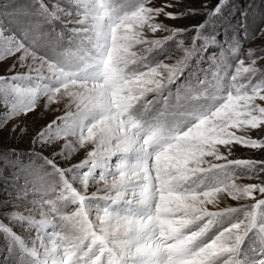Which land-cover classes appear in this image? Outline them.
<instances>
[{"label":"clouds","instance_id":"clouds-1","mask_svg":"<svg viewBox=\"0 0 264 264\" xmlns=\"http://www.w3.org/2000/svg\"><path fill=\"white\" fill-rule=\"evenodd\" d=\"M33 2L0 57V82L12 77L0 100L17 141L28 140L29 113H59L48 127L67 175H16L28 215L5 238L3 264H264V145L252 136L264 131V91H253L264 43L225 35L204 66L185 27L157 20L154 0ZM173 34L177 45L152 43ZM237 56L252 61L239 77ZM238 145L259 156L239 158Z\"/></svg>","mask_w":264,"mask_h":264},{"label":"snow or ice","instance_id":"snow-or-ice-1","mask_svg":"<svg viewBox=\"0 0 264 264\" xmlns=\"http://www.w3.org/2000/svg\"><path fill=\"white\" fill-rule=\"evenodd\" d=\"M56 0H52V4L48 3V0H44V6H46L49 11H52ZM229 6V0H184V3L180 6L173 7L172 4L168 2L164 4L163 7L154 5L152 7V12L156 16H164L173 21H180L182 18L194 19L195 23L191 27L185 26V34L190 37L188 42L194 41L197 47H200L201 51L204 53L208 51L213 46L219 49L218 52H213L212 56L215 58L222 54L223 44L220 43V40L217 38V34L214 29H211L210 26L215 25L222 18L224 11ZM41 5L39 3H32L25 7H19L15 3H12L11 0H6L5 3L0 4V57L11 56L14 49L13 43L18 40L19 31L23 26L28 23L29 19L37 13ZM97 8H106V5L98 4ZM166 9H173L172 15H165ZM143 9H139L136 13L137 16L141 15ZM176 12H179V16L175 15ZM244 23L237 27H231V33L239 31V28H243V36L239 37L241 41L258 40L260 43H264V33L255 31L250 27L251 23H254L256 17V6L254 0L248 4V6L241 12ZM100 18V17H98ZM198 18V19H197ZM71 27V25H69ZM29 29L35 31V25L29 24ZM163 31L171 32V29L164 27ZM226 32V35L231 38L234 34ZM170 39L168 42L161 40H153L154 44H164L165 47L168 44L177 45L179 44L183 37L175 36ZM238 37V36H237ZM261 54H264V50L261 51ZM250 55V54H249ZM243 56H237L235 60V66L238 67L237 75L243 76L246 75L245 68L250 64L251 60H245L244 64L241 65L240 61L243 60ZM11 63V61H9ZM253 69L248 68V73H251ZM2 76V75H0ZM12 77L5 76L4 80L0 82V88L10 89L11 85L7 83ZM255 83V78L253 80ZM253 91H264V82L256 84ZM0 103L4 105V112L0 114V124L8 125L11 122L13 124L15 116L13 111H11V106L7 103L6 100H0ZM48 122L45 125L37 129L28 130V143L31 147L30 155L40 163L37 166H29L28 168L21 169V172L27 175L39 177L42 172H55L57 175L65 172V166L61 167L58 164V159L61 158V153L57 151L58 146L52 143L53 134L52 129L48 127ZM59 123V121H57ZM55 127V126H53ZM20 131L18 127L11 126L12 136L15 138L16 134ZM257 141L258 145H264V131H258ZM39 145V147H37ZM42 149H48L49 154H45ZM115 163V161H113ZM256 165V161H249L248 166L252 167ZM123 168V164L120 166ZM258 168H264V158H261ZM264 177V173H258L257 179ZM260 187L264 188V180L261 181ZM26 196L23 194V191L17 187L15 195L9 205H5L6 210L3 212L7 223L4 220H0V234H3L4 239L16 233L13 231L11 225L20 223L21 220L18 218L23 215H28L25 211L27 207ZM264 210V209H262Z\"/></svg>","mask_w":264,"mask_h":264},{"label":"rangeland","instance_id":"rangeland-1","mask_svg":"<svg viewBox=\"0 0 264 264\" xmlns=\"http://www.w3.org/2000/svg\"><path fill=\"white\" fill-rule=\"evenodd\" d=\"M6 0H0V4L5 3ZM12 3H15L19 7H25L32 3V0H11ZM168 0H154V4L159 7H163ZM215 2V0H213ZM251 0H229V6L224 11L222 18L215 25L210 26L211 29H214L217 38L222 40L226 35V32L231 33V27H237L244 23L243 17L241 16V12L248 6ZM256 6V17L254 23L250 24V27L255 31H259L261 26H264V0H254ZM167 11H172L173 9H166ZM198 19V18H197ZM157 20L168 24L169 27L172 26H188L191 27L193 23H195L194 19L182 18L184 23L177 25L176 21L170 20L164 16L157 17ZM231 26V27H229ZM240 38L243 36V28L240 27L239 31L231 33ZM151 35V34H150ZM166 35V33H165ZM255 43L260 44L257 40ZM264 46V45H261ZM219 49L214 46L210 48L208 51L204 52L203 55L205 57L204 66H207L208 57L212 55L213 52H218ZM244 58V57H242ZM11 64H8L10 67ZM6 73L5 65L2 61H0V75H4ZM4 112V105L0 103V114ZM56 114L48 115L45 118L34 119L33 114L29 113V121L31 127L33 129L40 128L45 125L47 122H50L51 119L54 118ZM258 130H253L252 136L253 138H257L256 132ZM11 132V122L6 125V128H0V220H4L7 223L3 212L6 210L5 205H9L15 195L17 187H19V183L21 181H17L15 179L16 175L21 173V169L28 168L29 166H37L40 162L35 160L31 155V147L27 142L17 141L14 137L13 139H9ZM39 147V145H37ZM237 154L239 158H249L248 154L253 153V159L259 156V152L255 149H245L243 146H236ZM45 154H51L48 149H42ZM59 151V149H57ZM58 164L61 167L65 166V161L61 158L58 159ZM14 232L17 234L23 231L22 227L17 224L11 225ZM7 255V245L4 239L3 234H0V264H3L4 258Z\"/></svg>","mask_w":264,"mask_h":264}]
</instances>
